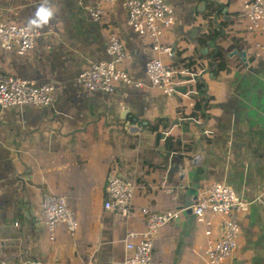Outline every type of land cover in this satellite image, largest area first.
<instances>
[{"label": "crops", "instance_id": "1", "mask_svg": "<svg viewBox=\"0 0 264 264\" xmlns=\"http://www.w3.org/2000/svg\"><path fill=\"white\" fill-rule=\"evenodd\" d=\"M165 1L174 15L163 37L172 48L167 63L199 67L204 98L148 87L150 47L128 24L120 0L103 4L100 20L89 8L103 0H0L7 24L36 31L33 48L22 54L0 43V71L53 87L49 106L0 108V264L121 262L126 232L141 231L144 217L104 208L111 170L136 184V207L180 210L156 234L152 264H204L205 228L217 236L221 218L207 214L198 223L181 207L192 183L200 190L215 182L251 202L232 215L240 233L226 264H264V23L250 30L243 0H217L227 6L217 16L212 0ZM41 7L53 13L46 22L36 15ZM114 32L130 56L129 78L144 86L89 90L77 76L92 62L110 60ZM230 43L241 46L246 63L228 56ZM218 51L226 68L213 73ZM199 80L188 87L200 92ZM199 154L200 165L193 166ZM47 194L66 198L79 223L74 234L60 225L49 236L40 206Z\"/></svg>", "mask_w": 264, "mask_h": 264}, {"label": "built area", "instance_id": "2", "mask_svg": "<svg viewBox=\"0 0 264 264\" xmlns=\"http://www.w3.org/2000/svg\"><path fill=\"white\" fill-rule=\"evenodd\" d=\"M117 0H103L89 8L90 16L100 20L104 14L103 4L112 5ZM127 11V22L132 29L144 38L150 47V56L145 64L149 79V88L163 94L187 98L197 94L198 89L189 88L202 77L199 67L175 68L167 63L172 57V48L163 42L164 34L174 23L173 10L165 0H120ZM242 15L247 20L250 30L260 29L264 23V0H243ZM36 31L28 25L7 24L0 16V43L5 49H14L22 54L34 46ZM107 51L110 60L92 62L80 71L78 82L85 88L96 91L113 92L118 84L132 83L137 87L141 82L132 81L125 69L130 56L118 35L109 36ZM186 87V91L179 88ZM53 87L49 84L36 85L26 79L8 75L0 71V108L15 106H49L53 101ZM170 129L165 128V137ZM207 134V132L205 133ZM136 184L111 170L105 187L104 208L116 216L130 218L135 213L143 215L144 226L141 231L129 229L124 238L126 254L118 264H152L153 242L159 230L178 218L179 211L167 210L154 212L147 207H136L134 197ZM251 202L238 197L234 190L215 182L197 190L190 205L198 223H206L207 214L219 216L220 230L217 236L210 228H205V248L202 255L204 264H226V260L237 248L240 228L232 215L248 209ZM42 221L48 234L53 238L58 226L65 227L74 234L78 221L74 210L64 196L44 195L41 200ZM187 207H181L186 210ZM1 245V238H0Z\"/></svg>", "mask_w": 264, "mask_h": 264}, {"label": "water", "instance_id": "3", "mask_svg": "<svg viewBox=\"0 0 264 264\" xmlns=\"http://www.w3.org/2000/svg\"><path fill=\"white\" fill-rule=\"evenodd\" d=\"M212 3L215 6V16H217V14L219 12H222L223 14H226L227 12V6L225 5V3L222 1H217V0H212ZM241 46L239 44H234V43H230L227 48H225V52L228 54V56L232 57V56H238L241 61L246 63V54L244 50L240 49ZM136 123L138 126L142 125V121L140 120H136ZM136 127H134V125L132 126V129H135ZM202 155H196L195 158L192 160V165L198 167L200 165V161L202 159ZM197 189H198V184L197 183H192L191 188H189L187 190V194L185 196V203L183 205V207H187L186 211L187 212H192V209L190 207V205L193 203V199L196 196L197 193Z\"/></svg>", "mask_w": 264, "mask_h": 264}, {"label": "trees", "instance_id": "4", "mask_svg": "<svg viewBox=\"0 0 264 264\" xmlns=\"http://www.w3.org/2000/svg\"><path fill=\"white\" fill-rule=\"evenodd\" d=\"M223 57H224V54L221 51H218L217 54H216V56L213 59L214 66H215V68L213 69V73H218L220 70H225L226 64H225V62L223 60ZM203 84H204V82L201 81V80H199L197 87H199V88L202 87L203 88L204 87ZM202 88H201V91L199 92V94L201 93V95L204 98V93L202 91Z\"/></svg>", "mask_w": 264, "mask_h": 264}, {"label": "clouds", "instance_id": "5", "mask_svg": "<svg viewBox=\"0 0 264 264\" xmlns=\"http://www.w3.org/2000/svg\"><path fill=\"white\" fill-rule=\"evenodd\" d=\"M36 15L40 18L41 21L46 22L49 19V17H51L53 15V13H52V11L50 9L45 8V7H41L37 11ZM29 22L31 24H36L37 23V21H35V20H30Z\"/></svg>", "mask_w": 264, "mask_h": 264}]
</instances>
